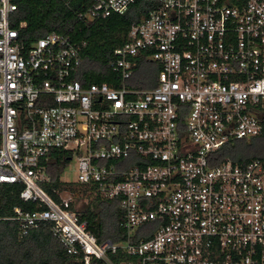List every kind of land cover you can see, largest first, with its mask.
Wrapping results in <instances>:
<instances>
[{
  "label": "built area",
  "instance_id": "1",
  "mask_svg": "<svg viewBox=\"0 0 264 264\" xmlns=\"http://www.w3.org/2000/svg\"><path fill=\"white\" fill-rule=\"evenodd\" d=\"M153 1L112 52L115 88L73 78L84 41L19 43L16 5L0 0V183L40 208L13 219L21 234L50 223L82 264H264V0ZM148 65L154 78L138 81ZM51 149L72 153L76 183L118 199L123 241L98 243L70 196L41 188Z\"/></svg>",
  "mask_w": 264,
  "mask_h": 264
},
{
  "label": "trees",
  "instance_id": "2",
  "mask_svg": "<svg viewBox=\"0 0 264 264\" xmlns=\"http://www.w3.org/2000/svg\"><path fill=\"white\" fill-rule=\"evenodd\" d=\"M16 10L10 15L9 25L18 31L17 41L25 46L34 43L49 33L68 35L76 42L84 41L81 51V64L73 78L83 85L107 83L119 87L116 73L109 66L114 49L124 44L130 24L138 21L154 8L153 0H137L123 15L113 14L106 19L92 22L80 21L76 13L84 11L91 0H12ZM23 26L20 27V25ZM152 66H144L137 74L138 81L154 78ZM264 148V138L257 139ZM232 155V153H231ZM235 155V154H233ZM72 158L70 151L51 149L47 159L42 161L48 181L40 183L41 188L59 202L57 192L76 190L66 185L83 187V195L95 194L92 201L74 210L79 221L86 222V229L97 239L119 242L125 239L119 226L120 209L118 199H102L94 188L78 183L61 181L60 177ZM23 189L20 183H0V264H82L80 258L69 256L59 240L54 236L50 223H43L26 234L20 233L19 222L14 220V209L33 212L40 208L36 203L24 202L19 194ZM79 197V199L83 198ZM114 261H117L115 258ZM89 264H105L92 259Z\"/></svg>",
  "mask_w": 264,
  "mask_h": 264
},
{
  "label": "rangeland",
  "instance_id": "3",
  "mask_svg": "<svg viewBox=\"0 0 264 264\" xmlns=\"http://www.w3.org/2000/svg\"><path fill=\"white\" fill-rule=\"evenodd\" d=\"M61 181H64L66 184L68 183H76L77 181V171H76V160L71 159L69 165L64 169L61 177H60ZM67 188H72L74 190H76V192L72 193L70 191L67 190H61L59 191L61 196L64 197H71V206L74 210H78L80 209L82 204H87L90 201L93 200V198L95 197V194H88L87 192H85V194L83 195V187L82 186H77L75 184H70V185H66ZM84 196L82 199L79 197Z\"/></svg>",
  "mask_w": 264,
  "mask_h": 264
}]
</instances>
